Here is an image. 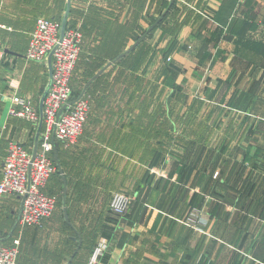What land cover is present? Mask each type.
Instances as JSON below:
<instances>
[{
	"label": "crops",
	"instance_id": "crops-1",
	"mask_svg": "<svg viewBox=\"0 0 264 264\" xmlns=\"http://www.w3.org/2000/svg\"><path fill=\"white\" fill-rule=\"evenodd\" d=\"M170 1L0 0V172L10 142L38 150L41 122L9 112L23 98L41 114L51 63L24 57L37 18L81 30L73 91L91 96L77 142L48 154L60 171L44 190L67 186L64 206L25 230L16 264H86L99 237L109 242L101 264H264V0ZM158 99L179 102L167 117L191 140L180 149L204 156L171 196L154 177L112 218V192L140 194L152 176L141 168L159 163L151 152L177 146L156 141ZM19 212L17 197H0V246L18 239Z\"/></svg>",
	"mask_w": 264,
	"mask_h": 264
},
{
	"label": "built area",
	"instance_id": "built-area-1",
	"mask_svg": "<svg viewBox=\"0 0 264 264\" xmlns=\"http://www.w3.org/2000/svg\"><path fill=\"white\" fill-rule=\"evenodd\" d=\"M61 29L59 22L37 18L25 53L29 61L45 62L49 59L51 63L50 82L43 97L41 114L23 98L14 101L19 108L9 110L11 115L42 124L35 154L19 143L10 142L0 174V196L19 197V222L26 225L39 224L54 213L55 199L43 191L57 170L48 154L56 141L64 143L65 147L77 142L90 111V102L84 95L72 99L71 80L81 52L82 32L79 28L69 27L63 32ZM1 60L0 52V63ZM116 200L121 205L114 204ZM126 200L123 194L112 196L111 211L123 214ZM18 244L19 241L15 240L10 245L0 246V264H16ZM104 249L105 243L100 240L86 264H96Z\"/></svg>",
	"mask_w": 264,
	"mask_h": 264
},
{
	"label": "rangeland",
	"instance_id": "rangeland-1",
	"mask_svg": "<svg viewBox=\"0 0 264 264\" xmlns=\"http://www.w3.org/2000/svg\"><path fill=\"white\" fill-rule=\"evenodd\" d=\"M67 28H69V26L65 24L64 25V30L67 29ZM0 68H1V63H0ZM129 77H130V79L131 78L134 79L132 76H129ZM127 79L128 78H126V80ZM71 88H73V83H72V87ZM148 89L149 88H141V91L140 92L142 94H144L143 92L145 90H148ZM174 90H176L175 87L171 91L173 92ZM73 93L76 94L77 92H73ZM80 94L81 95H84L89 100V102L91 104V96H90V94H85L84 92L83 93H80ZM177 102L178 101L174 102L172 104V106H170V105H168V103H164V102H162V101H160L158 99V102H157V105H156V112H157V132H159V131L160 132H163V135L157 136L156 141H158V144H161V145L169 144V142H171V144H176L177 146H175V147L172 146V149L170 151V149L167 150V148H165V145H164L163 148H160V149H158L156 151H152L151 152L152 155H155V158H157V160L156 159L155 160L157 162H159V163H157L158 165L156 164V166L155 165L154 166H152V165L149 166V165H145L144 164V166L141 168V170H142L143 173H145L146 175L150 174L152 176H151L150 182H147L148 179H145V181L147 183H145L144 186L142 187L141 192H139L140 194H138V192H135V193H133V192H119V191L112 192V194H111V196L109 198L108 206H107L108 213L112 216V218H116L115 216H117V218H118L121 215H125L129 211V209L131 208L132 203H134L136 201V199H138V196L139 197L141 196V200H142L144 198V191H147L148 190V187L150 185L152 186V183L155 184V182L153 181L154 177H156V180L159 177H163L164 180L168 181L167 182L168 183L167 190H168L169 195L171 196L172 195V191H173L172 186L178 184V187H179L180 184H181V182L179 181V178L180 177L177 174V172L178 171H181L182 169L184 170V168L181 167V166H179V165H182L184 163L186 165V163L188 161H194L195 164H196V161L197 160H202L201 158H203L202 156H204V151H202V150L198 151L195 148H193V149H187L186 148V149H183V150L180 149V147H183L184 144H186L188 142L190 143L191 140L190 139L187 140L188 136H185L184 134H180L179 133L180 132L179 126H180V121H181L180 118H177V119L176 118H171L170 119L169 117H167V115L168 114L170 115V113L172 114L173 112H180L179 102L178 103ZM162 113H164V114H162ZM141 137L144 139L143 136H141ZM151 137H152V135H151ZM197 137L198 136H194L193 138L194 139L196 138V141H197V139H198ZM148 138L149 137L147 135V136H145V139L144 140L145 141H148ZM208 151H210V150H207V152H205V155L206 156H208L211 153L213 154L212 151H210V152H208ZM149 153L150 152H148V151L147 152H143V151L141 152V154H143V155H145V154L146 155H149ZM208 159H210V158H207L206 157V160H208ZM3 161H4V158L2 160V163H3ZM204 168L206 170L209 169V167H207V168L204 167ZM0 174H1V172H0ZM57 174H58V172H55L53 175H57ZM172 180H174V182H170ZM175 181L177 182V184H176ZM171 184H172V186H171ZM43 191L47 195L50 194L47 190L46 191L43 190ZM68 194H69V189L67 190V186H66V188L64 190H58L55 194H51L52 197H54L55 202H56V209H55L54 213L57 212L59 209L63 208V206H64V203H63L64 197L66 198V196ZM115 194H123V196H125L127 198V200H126L127 201V204H125V211L121 215L118 214V213H113L111 211L110 207H109V206H111L110 203L112 201V196H114ZM51 195H49V196H51ZM0 197H2V196H0ZM7 197H12V196L11 195H7ZM14 197H16V196H14ZM17 198L19 199V197H17ZM194 198H195V196H192V199H190V202L188 203V205H190V207L195 205V201L196 200ZM222 201H224V202L227 203V201H225V200H222ZM123 202H124V199H123ZM114 204L121 205L118 202V200H116V202L114 201ZM205 204H206V202H205ZM16 205H17V203H16ZM223 205L224 204H220V206H222V207H223ZM14 206H15V204H14ZM196 206H197V204H196ZM194 212L191 213V210L189 212L190 213L189 216L192 218V220L195 221V222L198 221L200 223H202L204 221L205 222V225H206L208 219L207 220H203L202 219L203 217H206V216H204V215L200 216V215H198V214H196ZM54 213L49 217V219L54 216ZM19 215H20V212H19ZM19 215H18V220L16 221V225H17L16 230L14 229L13 231L11 230L10 232L9 231L8 232H9V235L12 236L11 239H13V238L16 237V238L19 239V242H20V239H22V237L24 236V233L25 234L27 233V232H25V230H34V229H36L41 224V222H44V221H41L39 224H35V225L21 224L19 222ZM190 217H188V218H190ZM219 217H220V220H221L220 222L222 223V222H227L229 215L228 216L227 215H222V216H219ZM226 233L228 235V232H226ZM238 238L239 239H241V238L244 239V235L243 236H238ZM18 239H15V240H18ZM100 240H103L104 241V243H105V249H104L103 255L97 261L96 264H101L102 258L105 256V254H106V252H107V250L109 248V242H108V240L106 238H104V237H99L97 239V241L95 242V244L93 245L92 250H93L94 247L97 246V244L100 242ZM237 250H238V248H237ZM91 254H92V251L90 253L89 258L91 257ZM17 259H18V255H17ZM17 259H16V263H17Z\"/></svg>",
	"mask_w": 264,
	"mask_h": 264
},
{
	"label": "trees",
	"instance_id": "trees-1",
	"mask_svg": "<svg viewBox=\"0 0 264 264\" xmlns=\"http://www.w3.org/2000/svg\"><path fill=\"white\" fill-rule=\"evenodd\" d=\"M71 87H72V81H71ZM74 91H73V88H72V99L73 98H75V97H77L78 95H80V93H73ZM159 134V133H158ZM57 142H60V141H57ZM55 147V146H54ZM56 149H57V146H56ZM157 156V155H156ZM156 160H157V158H155ZM155 160V161H156ZM179 166H181V167H183L184 169H185V163L184 164H182V165H179ZM196 167H192V168H190V169H195ZM187 170V169H186ZM183 169L181 170V171H178V175H179V177L181 176V173H183ZM56 172H57V170H56ZM179 181H180V178H179ZM148 182V181H147ZM167 182L168 181H166V180H164V179H157L156 180V186L158 187V188H161L162 187V189H164V186H166V184H167ZM178 184L177 185H174V186H172V189L173 190H178ZM92 249V248H91Z\"/></svg>",
	"mask_w": 264,
	"mask_h": 264
},
{
	"label": "water",
	"instance_id": "water-1",
	"mask_svg": "<svg viewBox=\"0 0 264 264\" xmlns=\"http://www.w3.org/2000/svg\"><path fill=\"white\" fill-rule=\"evenodd\" d=\"M173 1H174V0H171L170 3L172 4ZM64 25H65V24H62V29H61L62 32H63V30H64ZM151 28H152V26H151L149 29H151ZM44 95H45V93H44ZM43 97H44V96H43ZM35 152H36V150H34L33 155L35 154ZM57 168H58V171H60V166H59V165H57Z\"/></svg>",
	"mask_w": 264,
	"mask_h": 264
}]
</instances>
